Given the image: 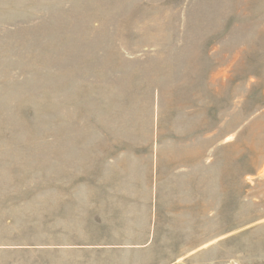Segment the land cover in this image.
Returning <instances> with one entry per match:
<instances>
[{
	"label": "rangeland",
	"instance_id": "rangeland-1",
	"mask_svg": "<svg viewBox=\"0 0 264 264\" xmlns=\"http://www.w3.org/2000/svg\"><path fill=\"white\" fill-rule=\"evenodd\" d=\"M0 264H264V0H0Z\"/></svg>",
	"mask_w": 264,
	"mask_h": 264
}]
</instances>
